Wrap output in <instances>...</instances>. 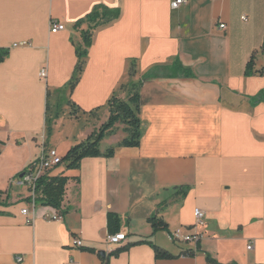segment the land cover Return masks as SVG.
I'll list each match as a JSON object with an SVG mask.
<instances>
[{
	"label": "crops",
	"instance_id": "0c3cea01",
	"mask_svg": "<svg viewBox=\"0 0 264 264\" xmlns=\"http://www.w3.org/2000/svg\"><path fill=\"white\" fill-rule=\"evenodd\" d=\"M173 1L0 0V48L9 49L0 62V264H264V74L246 75L254 52V70H264V0ZM97 6L118 16L92 30L80 58L90 23L76 24ZM53 21L65 29L51 31ZM176 61L195 76L177 75ZM138 81L140 146H121L122 130L107 135L100 149L113 156L50 169L71 177L61 209L33 204L21 174L44 150L62 157L74 145H47L50 112L59 116L64 100L82 121L109 116L108 100L127 99L122 89ZM95 123L85 121L81 140ZM198 208L200 240H172L192 232ZM110 212L126 240L107 248ZM157 212L168 230L154 231ZM153 244L175 257L157 258Z\"/></svg>",
	"mask_w": 264,
	"mask_h": 264
},
{
	"label": "trees",
	"instance_id": "16d2710c",
	"mask_svg": "<svg viewBox=\"0 0 264 264\" xmlns=\"http://www.w3.org/2000/svg\"><path fill=\"white\" fill-rule=\"evenodd\" d=\"M118 16L117 11L109 10L102 6H97L85 19L80 20L76 26L81 25L82 22L87 21L90 23V27L87 31H83V39L85 47L84 49H78V55L80 58L86 56L87 47L92 42V30L96 28L102 20L106 18H115ZM264 52V41L261 47ZM9 55L8 48H0V62L3 61ZM256 52L252 54L246 67V75L255 73L264 74V70H254ZM135 63V60L132 62ZM173 69L177 72V75L184 77H194V73L191 69L183 66L180 62L174 63ZM77 70H81V63L78 64ZM135 69L130 70V75H135ZM76 78L72 82L74 85ZM142 82H132L130 84L128 98L123 99L117 94H114L107 102L106 107L109 112L107 121H105L97 130H94L87 138L72 145L66 154L62 156V161L57 165L64 166L67 170L80 168L83 159L88 157L97 156H113L115 148H109L105 153H102L100 149L101 141L109 134L114 132V128L117 124H123V132L125 136L122 138L120 145L124 147H139L141 143V118H140V88ZM258 101H264V90H262L256 97ZM72 114L78 117L77 109L75 105L72 106ZM99 109V108H98ZM57 117V116H56ZM4 142H0V146H4ZM27 171V170H26ZM24 171L23 173H25ZM71 177L65 174L53 175L51 170H47L43 175L37 179L35 188V202L42 206H51L56 209H61L65 200L67 185ZM186 192V190H184ZM7 194L6 191L0 190V202L3 196ZM108 228L110 234L118 233L121 229V218L118 214L110 212L107 216ZM149 221L155 232L168 230L167 222L158 215V212L149 218ZM157 258H174L175 256L167 252L166 250L154 245ZM120 249L112 251L110 254L114 255L119 252ZM188 255L193 256L194 252L191 250L186 251ZM207 261L211 264H220L211 256H207Z\"/></svg>",
	"mask_w": 264,
	"mask_h": 264
},
{
	"label": "built area",
	"instance_id": "2783aa9c",
	"mask_svg": "<svg viewBox=\"0 0 264 264\" xmlns=\"http://www.w3.org/2000/svg\"><path fill=\"white\" fill-rule=\"evenodd\" d=\"M188 0H174L172 5L173 7H178L181 4L187 3ZM245 18V17H243ZM221 29H226L227 25L225 23L220 24ZM65 29V25L58 21H53L51 23V31L58 32ZM40 77L42 79L47 78V69L42 68L40 71ZM62 157L57 153L55 149L44 150L40 158L38 159L37 163L28 168L27 171L24 173L23 177H21V182L30 186L32 194H33V204H35V188L37 179L43 175L47 170L57 166L61 163ZM23 213L27 214L28 209H23ZM197 222L193 227L192 232L185 233L182 229H178L171 234V238L177 242H195L200 240L201 232L199 230L200 227L204 226V211L202 209H196L195 211ZM126 240V234L123 232H118L115 234H109L105 240V244L107 248L116 246L121 244ZM76 247H82V240L77 239L75 240ZM252 244L248 246V249H252ZM23 262V257L17 258V263L21 264Z\"/></svg>",
	"mask_w": 264,
	"mask_h": 264
},
{
	"label": "rangeland",
	"instance_id": "374dc122",
	"mask_svg": "<svg viewBox=\"0 0 264 264\" xmlns=\"http://www.w3.org/2000/svg\"><path fill=\"white\" fill-rule=\"evenodd\" d=\"M129 86L124 87L122 91L129 92ZM64 100L60 101L59 108H58V115L55 116L53 115L54 110L50 112V115L48 117V123H47V139L48 143L47 145L49 147H52V145L55 144V146H63L65 142H72V143H79L81 140L82 136V131L86 129L85 127V121H95L96 123L94 125H99L101 126L105 121L108 119V115L106 117L104 116V112L101 111L99 113H95L92 116H84L81 115L82 117H85L83 119L85 120H80L77 117H75L72 114L73 108L69 106L67 103H65ZM80 115V114H78ZM99 127H96L95 130H97ZM123 131V124L119 123L116 125L114 128V133L118 131ZM52 134V138H51ZM121 133L116 134L117 136L120 135ZM42 145V141L40 143ZM33 148V147H32ZM60 152V151H59Z\"/></svg>",
	"mask_w": 264,
	"mask_h": 264
},
{
	"label": "water",
	"instance_id": "95a60500",
	"mask_svg": "<svg viewBox=\"0 0 264 264\" xmlns=\"http://www.w3.org/2000/svg\"><path fill=\"white\" fill-rule=\"evenodd\" d=\"M23 175H24V173L21 174V177H23ZM99 255H101L102 257H104V256H106L107 254H106V251L101 250V251H99Z\"/></svg>",
	"mask_w": 264,
	"mask_h": 264
}]
</instances>
